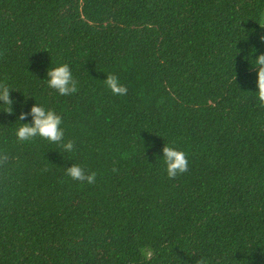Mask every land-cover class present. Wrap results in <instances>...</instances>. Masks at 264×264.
Wrapping results in <instances>:
<instances>
[{
    "label": "trees",
    "instance_id": "1",
    "mask_svg": "<svg viewBox=\"0 0 264 264\" xmlns=\"http://www.w3.org/2000/svg\"><path fill=\"white\" fill-rule=\"evenodd\" d=\"M262 35L264 0H0V264H264ZM53 62L75 93L47 87ZM36 100L72 153L16 139ZM163 142L186 172L166 175Z\"/></svg>",
    "mask_w": 264,
    "mask_h": 264
},
{
    "label": "clouds",
    "instance_id": "2",
    "mask_svg": "<svg viewBox=\"0 0 264 264\" xmlns=\"http://www.w3.org/2000/svg\"><path fill=\"white\" fill-rule=\"evenodd\" d=\"M259 39L264 43V35L260 36ZM254 53L255 49L251 52V56L247 61L251 70L255 73L256 99L261 105H264V52L255 55ZM44 81L47 87L55 90L58 95L69 96L77 91V81L67 63L53 62L49 64L46 69V80ZM103 83L115 96L127 94V86L115 74L105 75ZM9 93V85L0 83V106H3L7 113H12L11 105L13 101L10 99ZM25 115L31 117L30 122L25 121ZM16 121L18 123L14 132L18 141H30L33 137H40L49 143L60 146L63 152L72 153L73 142L65 139L61 115L52 108L46 107L36 100L29 112L27 114L21 112ZM161 152L162 155L158 158L162 161L164 171L169 178L187 171V154L183 149L163 142ZM64 174L72 180L86 181L87 183L94 182L96 177L95 172L86 173L81 165L76 163L64 167Z\"/></svg>",
    "mask_w": 264,
    "mask_h": 264
}]
</instances>
